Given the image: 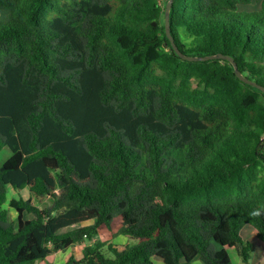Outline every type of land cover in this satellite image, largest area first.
I'll use <instances>...</instances> for the list:
<instances>
[{
    "label": "trees",
    "instance_id": "trees-1",
    "mask_svg": "<svg viewBox=\"0 0 264 264\" xmlns=\"http://www.w3.org/2000/svg\"><path fill=\"white\" fill-rule=\"evenodd\" d=\"M168 1L0 0V264L84 243L66 264H233L230 250L250 264L264 92L226 59L177 55ZM252 2L174 0L175 43L230 56L264 86V0ZM117 217L137 244L98 239Z\"/></svg>",
    "mask_w": 264,
    "mask_h": 264
},
{
    "label": "rangeland",
    "instance_id": "rangeland-1",
    "mask_svg": "<svg viewBox=\"0 0 264 264\" xmlns=\"http://www.w3.org/2000/svg\"><path fill=\"white\" fill-rule=\"evenodd\" d=\"M161 2L164 3V0H161ZM261 2H262V0H253L252 4L247 6V8L251 9V10H257L260 8ZM241 9H242V7H241ZM18 194H19V196H23L25 199H27L29 197V190L21 191ZM16 196H17V194L10 189L9 201L11 198L16 197ZM46 204H49L48 199L41 205V207H43ZM5 208L8 210L9 219L16 221L17 216H18L17 212L10 207L9 203H7L5 205ZM121 224H122V218L117 217L114 220L111 228L113 230H116V232H117V231H119ZM106 229H107V227H104L102 230L100 229L98 239H100L102 241H105L108 239V237H109L107 235L108 230L106 231ZM104 231H106V232H104ZM247 235H248V240L250 241V243L253 246L252 258L250 260V264H264V240L258 238L252 229H247ZM113 241H115L116 243H121V244H127V243H129L130 245L137 244V241L131 240V239H129L123 235H116L114 237ZM85 244H87V243H85ZM70 251H71V249H70ZM230 255H231L233 264H244L242 258L238 255L236 250H230ZM66 256H68V253L65 255V257ZM60 259H61V256L58 257L57 260L60 262ZM193 264H204V262L200 258H196L193 261Z\"/></svg>",
    "mask_w": 264,
    "mask_h": 264
},
{
    "label": "water",
    "instance_id": "water-1",
    "mask_svg": "<svg viewBox=\"0 0 264 264\" xmlns=\"http://www.w3.org/2000/svg\"><path fill=\"white\" fill-rule=\"evenodd\" d=\"M173 1L174 0H169L168 3H167L165 30H166V34H167L168 38L171 41V44H172V47H173L175 53L177 55L181 56L182 58H184L186 60H189V61H200V60L201 61H206V60L215 59V58L226 59V60L230 61L233 64L238 78H240L242 81H244L247 84L253 85V86L261 89L264 92V86H262V85L258 84L257 82H254V81H252V80H250V79H248V78L243 76V74L241 73V71L238 68L237 63L230 56H224L222 54H219V55H216V56L212 55V56H207V57H195V56L185 55L184 53L181 52L180 49L178 48L177 44L175 43L174 38H173V36L171 34L170 12H171V9H172Z\"/></svg>",
    "mask_w": 264,
    "mask_h": 264
},
{
    "label": "crops",
    "instance_id": "crops-1",
    "mask_svg": "<svg viewBox=\"0 0 264 264\" xmlns=\"http://www.w3.org/2000/svg\"><path fill=\"white\" fill-rule=\"evenodd\" d=\"M104 227L106 226H103L101 227L100 229L102 230ZM112 227V226H111ZM107 228L106 231L108 230V239L107 240H113L114 237L117 235L118 231L116 232V230H113L112 228ZM121 227V226H120ZM100 231V230H99ZM104 231V232H106ZM124 236V235H123ZM127 237V236H126ZM128 238V237H127ZM121 244V243H120ZM84 244H81V245H77L75 247H72L70 248L69 250L67 251H58V252H55L51 255H49L45 260L41 261L39 264H66V262L69 260V258L71 256H75L76 258H81V256L83 255V248H84ZM68 253V256L65 257V255ZM61 256V259H60V262L57 260L58 257Z\"/></svg>",
    "mask_w": 264,
    "mask_h": 264
}]
</instances>
